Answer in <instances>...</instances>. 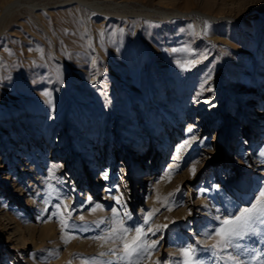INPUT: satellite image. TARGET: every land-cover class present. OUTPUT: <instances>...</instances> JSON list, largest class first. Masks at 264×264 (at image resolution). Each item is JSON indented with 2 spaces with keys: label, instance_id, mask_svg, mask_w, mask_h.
Returning <instances> with one entry per match:
<instances>
[{
  "label": "rangeland",
  "instance_id": "1",
  "mask_svg": "<svg viewBox=\"0 0 264 264\" xmlns=\"http://www.w3.org/2000/svg\"><path fill=\"white\" fill-rule=\"evenodd\" d=\"M0 1L1 6L7 0ZM113 1L124 4L126 8L109 9L108 18L104 19V16L92 10L67 5L64 3L67 0H20L21 15L15 14L0 36V123L7 125L9 132L6 138L0 135L5 151L4 155L0 151V167L12 164L15 169L12 174H20L17 183L21 184L24 194L18 204L6 196L2 201L6 206L0 207V213L4 216L0 218V246L5 241L4 250L0 252L2 264H30L21 252V245L27 242L26 248L29 249L31 240L23 232L24 242L15 244V235L10 234V229L13 226L23 228L19 216L37 224V213L27 201L37 200L38 191L47 193V185L59 190L65 197L64 203L72 210V220L69 222L87 230L73 231L70 234L79 238L64 244L61 226L53 217L51 222L58 244L54 247L56 244L50 238L37 239L41 231V227L38 228L35 231L36 257L42 255L41 264H82L79 257H97L101 251L107 252L112 247L109 244L101 248L99 241L90 239L101 234L108 225L97 228L95 222L106 218L103 215L90 216L87 208L93 200L103 198L107 184L99 180L101 174L111 167L112 157L108 154L106 167L95 170L90 176L89 169L83 167L78 155L87 157L86 144L90 142L93 146L97 141L101 147L106 141V148L114 153L115 145L117 148L119 146L116 136L119 132L124 137V147H130V138L134 137L146 145L153 140L158 153L165 155L151 179L153 204L146 205L147 193H139L137 189L139 186L146 187L143 176L134 179L135 194L125 195L122 190L124 202L132 213V219L127 222L129 225L142 224L141 209L148 211L153 208L160 209L153 218V224H168L162 232L150 237L152 240L158 239L159 243L143 264H153L154 261L175 264L180 259L168 247L170 236H175L176 242H182V245L191 243L198 249L207 247L196 243L205 239L200 231L203 222L195 215L196 211L200 212L199 208H204L197 207L202 205L201 202L207 204L213 216L217 214L216 209L227 215L249 206L259 189L264 188V171L260 170L262 165L254 159L258 156L257 148H253L246 140L247 136L243 135L244 128L249 131L254 125L248 118L257 111L246 107L245 101L258 95L264 97V84L261 88L257 83L258 74L264 68V0ZM35 3H47L53 8L42 11L38 7L31 15L27 7ZM175 12L206 13L216 19L213 23L207 22L205 34V20L194 16L177 19L171 15ZM162 13L169 14V17L165 20ZM196 23L200 26L199 32ZM90 33L94 44L90 40ZM189 53H195V57ZM194 58L199 62L189 70L180 66ZM45 92L50 95L45 96ZM195 96L198 100H194ZM191 100L197 102L193 103L195 106ZM201 101L204 102L202 106ZM198 108H205L204 124L202 120L196 121L197 112L200 111ZM262 108L256 125L259 141L264 127V105ZM170 121L176 122L180 128L171 125ZM18 124L19 130L25 133L24 137H13L9 129L15 130ZM188 125L192 128L190 135L198 133L202 136L184 157L185 164H189L179 172L182 179L173 177L171 183L161 190L156 182L163 172L172 164L177 169L183 166L173 156L180 139L186 135ZM18 131L16 129V135L20 134ZM32 131L37 135L33 136ZM176 131L179 133L176 134ZM218 131L225 137L224 145L231 140L229 150L213 149V133ZM44 135L48 150L56 146L63 148V152L54 155L59 156L58 159H52V163L61 167L58 174L55 173L57 178L52 181L46 179L47 170L37 177L36 172L30 177L25 169L19 170L20 160L28 154L33 156L35 152L33 139H38V146L42 147ZM11 139L15 141L13 144L10 143ZM21 144L25 147L22 151L19 147ZM243 144L246 146L242 147ZM260 151L264 153V145ZM13 155L19 159L13 160ZM114 155L116 162L110 179L112 183L124 186V178L117 170L123 160L124 149L119 147ZM261 157L264 159V156ZM196 159L199 163L195 176H192L190 164ZM93 161L100 164L97 152ZM75 174H80L82 181L88 185L78 187L73 180ZM6 175V168H0V188ZM213 179L218 186L214 190L207 187ZM242 180L246 182V192L236 187ZM93 183L97 187L90 190L89 185ZM32 184H35L34 188ZM177 188L179 191H176ZM201 188L207 191L200 199L198 192ZM85 193L92 195L91 202L76 208L83 203ZM169 193H175L172 211H167L157 202V197L163 200ZM238 195L252 198L251 202L239 206ZM57 203V199L50 201L48 212L41 216V224L54 211ZM182 203L196 204V207L181 213L182 207H176V204ZM187 220L191 221L190 228L184 223ZM212 224L216 226L217 221ZM212 242L208 240V245ZM242 243L264 250V238L259 236L249 237ZM49 252L54 255L49 256ZM197 258L202 264H216L208 251H198ZM100 259L107 261L111 257Z\"/></svg>",
  "mask_w": 264,
  "mask_h": 264
},
{
  "label": "bare ground",
  "instance_id": "2",
  "mask_svg": "<svg viewBox=\"0 0 264 264\" xmlns=\"http://www.w3.org/2000/svg\"><path fill=\"white\" fill-rule=\"evenodd\" d=\"M48 3H50V2H48ZM64 3H67V5L68 4L69 5L70 4L76 5L77 8L83 9V10L84 9L92 10L94 13L104 16L105 17L104 19L108 18L107 16L109 14L108 13L109 9H113V10L116 9L117 10V9H122V8L125 9L126 8V6L124 4L119 3V2H115L113 0H109V1H106V2H99L98 0H67V2H64ZM50 4L49 5H47V3L46 4H42V5H37L36 3L34 5L31 4L30 6L28 5L29 7H27V10L29 11V13H31V15L35 14V9L38 8V7H40L39 10L48 11V9L53 8V6L50 5ZM23 6H25V5H23ZM21 7H22V4L20 3V0H7L4 4H2L0 6V36L4 32V30L7 27V25L9 24V21L12 20V18L14 17V15L15 14H20ZM36 15H37V13H36ZM171 15L176 17L177 19H180L183 16H194V17H197L198 19H203V20H205V21H207L209 23H213L214 20L216 19V18H214V17H212V16H210V15H208L206 13H199V12H193V13H191V12H182V13L181 12H175V13H173ZM162 16L166 20L169 17V14L162 13ZM234 23H237V22L235 21ZM196 30L198 32L201 30L198 23H196ZM90 40L94 44V39H93L91 33H90ZM99 49H101V48L99 47ZM95 51L96 52L98 51L96 46H95ZM90 77L91 76H89V79H90ZM94 78L95 77H93V79ZM209 83H211V82L209 81ZM257 83L259 84V86L261 88L263 87L262 85L264 84V68L258 74ZM177 90H178V88H177ZM199 90L201 92V89H199ZM198 94L196 93V95H198ZM194 98H196V96ZM192 99H193V97H192ZM194 100H198V98H196ZM191 102H192V100H191ZM193 103L194 102H192V104ZM195 103H197V102H195ZM203 103L204 102L201 101L200 105L201 106L204 105ZM166 104L168 105V103H166ZM194 104H193V106H195ZM262 105H264V97H263V95H258L255 98L250 99L249 101L248 100L245 101V106L246 107H251L252 110L256 109L257 111L254 112L248 118V121L252 122L254 125L251 127V129L249 131H248V129L244 128L243 135L245 134V136H247L246 140L249 141V143L252 144L253 148H257L258 156L255 157L254 159H255V162L257 164L262 165L260 170L264 171V159L260 155V153H261L260 149L264 145V127L262 129V137L260 138V141L258 140V136L256 137L257 128H258V126L256 128V125L258 124V120H260V115H262L261 114V112L263 110ZM174 108H175V106H174ZM179 108L181 109V106ZM198 110H200V111H198V112L196 111L198 113L196 121L199 122L200 120H202L201 123L204 124L205 121H206V118L204 117L205 120L203 118L204 114L206 113L205 108L204 109L203 108H198ZM173 111H172V113H173ZM170 122H171V125L178 126V124L176 122H174V121H170ZM189 125L187 126V129H186V135L184 136V138L180 139V144L178 145V147H177V149L175 151V154L173 156L175 161L182 162L183 166H182L181 169H177L175 167V164H172V165H170L168 167V169L165 172H163L162 176L159 179V183L157 184V187H159V189H161V190H164L167 187V185L171 183V180L173 179V177L179 178L180 180L182 179V178H180L181 173H179V172L183 169L184 166L186 167V165L189 164V162H186V164H185V158L184 157H185V155L187 156V152L195 146V144L198 141V139H200V136H202V135H200L198 133L197 134L194 133L193 135L196 136V139L192 140L191 138H192L193 135H192V133L190 135V133L188 131V129L190 128ZM18 127H19V124L15 126V130H13V128H11V127L9 128V129H11V133H12L13 137H17V136L24 137L25 133L23 131H20L19 130L20 128H18ZM178 127L180 128V126H178ZM178 127H176V128H178ZM7 129H8L7 125H5L4 123H0V135L2 134L3 138L8 137V135H7L8 130ZM16 129H17V131L19 130L17 132V133H20L19 135L15 134ZM125 129L126 128H124V130ZM127 131H130V130H127ZM178 133H179V131H176V134H178ZM246 133H247V135H246ZM213 134H214V137H213V141H214L213 142V149L214 148H216V149L219 148V150H221L223 152L226 151V150H229L228 149V145L231 144V140L227 141V144L224 145L225 137L222 135L221 131L220 132L219 131L215 132ZM32 135L36 136L37 133L32 131ZM116 136H117V142H118L119 146L117 148L116 145H115L113 152L117 153L119 147H122L124 149L123 160H121L120 168L117 169L120 172L121 177L124 178V186H119V185H116L115 183L111 182L110 172L112 170V167L115 165L116 155H114V153H110L109 152V148H106V145L108 144L106 141L104 143V147H101L98 144V141L93 146L89 142V143L86 144L87 145V152H88L87 153V157L83 156L82 154L78 155L79 160L82 161L83 167L84 168L87 167L89 169L90 176L93 174V172L95 170L98 171L101 167H106L105 166V163L107 161L106 160V156H108V154H110V157H112L111 167L109 169L107 168V170L105 171V172L108 173L107 179L104 178L103 174L105 172H103L101 174L102 178L99 180V182H106V184H107V186H106L107 188H106V190L103 193V198H101L99 201H94L93 200L91 202V204H89V198H92V195L90 193H85V198H84L83 203H79L76 206V208H81V207L86 206V205L89 204V206L87 208H88V212H89L90 216L99 217L100 215H103L106 218V220L111 216V211L108 212V210H110L113 206L118 208V204L116 203V201L112 197L121 195L123 191H125V193H124L125 195L126 194H128V195L135 194L136 193V187L134 188V179H137L139 176H143L144 177V181H146V187H142V186L137 187L139 193H143V192L147 193L148 196L146 198V205H149L150 203H152V204L154 203V197H153V195L152 196L150 195L153 192L152 189L150 188V184L152 183L151 179H152V176H153V174L155 173V171L157 169V166L159 164H161V162H163V160L165 158L164 154L158 153V150L156 149V143L153 140H151L146 145L144 142H141V140H138L137 137L130 138L131 139L130 143H132V145L130 147L126 148L123 145L124 137H122V133L119 132ZM45 140H46V137L44 135L43 136V142L44 143H43V146L41 147V145L38 146L40 144L38 139H36V138L33 139V151H35L33 156L28 154L25 159H21L20 160L21 165H19V170L25 169L26 170L25 173H27L30 177H32V175H34L35 172H36L35 175L37 177L39 174H42L45 170H47L46 171V176L48 177L49 176V170L52 169L54 166H57L56 164L52 163V159H54V158L58 159L59 156H54V155L60 154L61 152H63V148L62 147L59 148V146H56L55 148H53L51 150L50 149L48 150V145H47V142H45ZM246 140L243 139L242 142L245 143ZM2 141L3 140L0 139V151H1V154L4 155L5 151H4V149H2L4 147V146H2L3 144H1ZM200 141H203V140L201 139ZM14 142L15 141L11 139L10 143L13 144ZM181 146H183V147H181ZM244 146H246V144H243L242 147H244ZM19 147H20V151H22L23 148H25V147H23L22 144ZM96 152L100 155V164L94 163V161H93V157H94V154ZM17 157H16V155L12 156L13 160L19 159ZM197 161L192 162L190 164V168ZM29 162H31V163H29ZM143 162L145 164H143ZM103 164H104V166H103ZM197 166H198V163L196 164V167ZM0 168L1 169L6 168V171L8 172V175H6L2 179V182H1V184H2L1 186H3V187L0 188V207L6 206L4 204V202H2L3 198H5L6 196H7V199L14 200L16 202V204H18L20 202V200L24 198L23 197L24 194H22L23 188L20 186L21 185L20 183H17V180H18L17 176H19L20 174H19V172H17V174H12V173H14V170H15L14 167L12 166V164H7V165H4V166H2ZM59 170H61L60 166L58 168H56L55 173H57ZM169 171L172 172L170 180H169V177L166 175V173H168ZM177 174H180V175H177ZM12 176H13V178H10ZM36 177H34V178H36ZM9 178H10V180H9ZM220 179L222 180V178H220ZM73 180H75V183H77L78 187H84L87 184L84 181H82V178H81L80 174L79 175L75 174L74 177H73ZM31 181H32V179H30L29 182H31ZM34 185L35 184H32L33 188L35 187ZM214 185H216V182L213 179L212 182L209 185H207V187H211L214 190V189H216V187H214ZM96 187H97L96 183H93V184L89 185V189L90 190H93ZM117 187H119V192H117ZM236 187L238 189L242 190V192H246L247 191L246 190L247 186H246L245 180H242L241 182H239L236 185ZM45 188L47 189V192L51 191V188L49 187V185H47V187H45ZM9 189L12 192H10ZM112 191H114V192L112 193ZM45 193L46 192L42 193V192L38 191L37 195H36L37 196V200H35V201L34 200L27 201L28 204L31 203V205L34 207V209H35V211L37 213L35 215V221L37 222V224L35 225L32 221H27L26 219H22V217L19 216L20 217V221H21L20 224L23 225V228H20L18 226H13L10 229V231H11L10 234L15 235V244H19L21 241L24 242V240H25L24 235H23L24 233H26L27 237L31 240V248H29V249L26 248L27 242H24L21 245V252L24 254V257H27L29 259L28 261L30 262V264H41V263H43L42 255L36 257L37 247H36V243H35V240H36L35 239V231L38 228L41 227V231H40V235L38 236L37 239H39L41 241V239H43V238H50L56 244V245H54V247H57V245H58L56 240H55V234L56 233L53 231V224L51 222L52 219L49 220L47 218V220L45 222H43L42 224L40 222L41 221V216L46 214V212L42 211L44 209V207H45L44 201L47 199V196H46ZM203 194H204V192L201 193V191L199 190L198 197L201 199ZM16 195L18 197H16ZM19 195H21V196L19 197ZM238 196L240 197V202H241V204L239 206H242L244 203H248L249 204L251 202L252 198L250 199V197H248V196H245V195H242V196L238 195ZM97 203L102 205L105 210L104 211H96V212L93 213L91 211V209ZM201 203H202V205L201 206L197 205V207H204V208H202V209L199 208L200 212L196 211L195 215H196V217L198 216V219H200L203 222V224H201L202 225V230H200V231H202L204 233L206 230H209L211 227L215 226V225L212 224V222L216 223V220L214 218L215 216H213L208 211L207 204H205L203 202H201ZM181 205H182L181 206L182 209L180 210L181 213H184L185 211H187V209H188V211H192L193 207H196L195 206L196 204H194V205H189V204L186 205V204L182 203ZM47 207H48V205H47ZM3 217H4L3 214L0 213V218H3ZM9 221L11 222V219H9ZM184 223L188 224V227L190 228L191 221L188 222V220H187ZM38 225H39V227H38ZM6 226H8V225H6ZM170 237H171L170 238L171 240L168 241V247L173 252H175L176 255L179 256V253H178L177 249H178V247L182 246V242H179V243L176 242L177 239H176L175 236H170ZM4 244H5V241H3V244L0 246V252H2V250H4V248H3ZM2 262H3L2 255L0 253V264H2Z\"/></svg>",
  "mask_w": 264,
  "mask_h": 264
},
{
  "label": "snow or ice",
  "instance_id": "3",
  "mask_svg": "<svg viewBox=\"0 0 264 264\" xmlns=\"http://www.w3.org/2000/svg\"><path fill=\"white\" fill-rule=\"evenodd\" d=\"M207 27L208 24L205 21V34H207ZM173 51L176 50L174 49ZM189 54L195 57V53ZM198 62L199 60L194 58L180 66L184 70H189L190 67H194ZM205 83H207V80ZM44 95L49 96L50 94L45 92ZM188 131L192 132V128H189ZM191 139L195 140L196 136L193 135ZM261 155L264 156V153H261ZM197 163L199 161L194 163L189 169L192 176L196 174ZM58 167L57 165L49 170V176L46 178L48 181L56 179L55 170ZM103 175L107 179L108 173L105 172ZM166 175L170 180L172 172L169 171ZM156 183H159V181ZM49 187L51 191L46 193L47 199L44 201L45 207L42 211L48 212L47 205L52 199L59 200V203L54 205V211L51 212L48 219L51 220L53 217L56 219V222L61 226L62 242L68 244L72 239L79 238L70 233L87 229H81L75 223L69 222L72 220V210L64 203L65 197L61 195L59 190L51 185ZM214 187L218 188L217 185H214ZM176 191H179V188ZM200 191L203 193L207 190L201 189ZM117 192H119V187H117ZM174 195L175 193H169L163 200L157 197V202L167 211H172L173 204L175 203L172 199ZM112 198L119 205V209L116 207L111 208V216L107 220L100 219L95 222L97 228L103 224H107L108 227L101 234L90 237L93 241H99L101 248L109 244L112 247H109L107 252L101 251L97 257L79 258L82 264H143L146 258L151 257L159 243L158 239L152 240L150 237L156 236L158 232H162L168 227V224H153V218L160 211L158 208H153L148 211L141 209L142 224L129 225L127 222L132 219V213L128 211L123 195L121 194ZM89 202H91V198H89ZM180 206L182 205L176 204V207ZM104 210L103 206L98 203L91 209L93 213ZM216 213L214 218L217 221V225L202 233L205 237L204 240H197L196 242L197 245H207V247L198 249L191 243L178 247L177 251L180 259L175 261V264H202V261L197 258L198 251H208L216 264H264V250L248 247L242 243L249 237L259 236L264 238V188L259 189L258 195L255 196L249 206L227 215L221 214L219 209H216ZM190 214L191 212H189ZM80 219L83 220L84 217L81 216ZM172 223H175V221H172ZM208 240H212L213 242L208 245ZM48 255L52 256L54 253L49 252ZM105 256H110L111 259L107 261L100 259ZM153 264H169V262L154 261Z\"/></svg>",
  "mask_w": 264,
  "mask_h": 264
}]
</instances>
